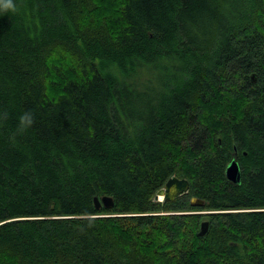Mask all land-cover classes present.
Returning <instances> with one entry per match:
<instances>
[{
	"label": "trees",
	"instance_id": "obj_1",
	"mask_svg": "<svg viewBox=\"0 0 264 264\" xmlns=\"http://www.w3.org/2000/svg\"><path fill=\"white\" fill-rule=\"evenodd\" d=\"M14 3L0 264H264V0ZM171 176L188 191L155 200Z\"/></svg>",
	"mask_w": 264,
	"mask_h": 264
},
{
	"label": "water",
	"instance_id": "obj_2",
	"mask_svg": "<svg viewBox=\"0 0 264 264\" xmlns=\"http://www.w3.org/2000/svg\"><path fill=\"white\" fill-rule=\"evenodd\" d=\"M225 175L226 178L234 183V184H239L241 180V168L235 159L233 157L230 159L228 162L226 168H225ZM189 189V182L186 178H179L177 176H171L169 177L161 186L156 193L154 194V199L158 201H173L175 200L178 196L186 193ZM94 204L96 208H112L114 205V199L111 195L104 194L100 197L94 196L93 198ZM190 203L192 206H202L204 204L203 199L199 198H191ZM208 229V222L202 221L200 224L199 236H204L207 232Z\"/></svg>",
	"mask_w": 264,
	"mask_h": 264
},
{
	"label": "clouds",
	"instance_id": "obj_3",
	"mask_svg": "<svg viewBox=\"0 0 264 264\" xmlns=\"http://www.w3.org/2000/svg\"><path fill=\"white\" fill-rule=\"evenodd\" d=\"M16 12L17 5L14 3V0H0V12ZM4 118H7V113L4 114ZM34 123V116L32 111L28 110L25 111L19 117V125H18V132H24L28 128H30Z\"/></svg>",
	"mask_w": 264,
	"mask_h": 264
},
{
	"label": "rangeland",
	"instance_id": "obj_4",
	"mask_svg": "<svg viewBox=\"0 0 264 264\" xmlns=\"http://www.w3.org/2000/svg\"><path fill=\"white\" fill-rule=\"evenodd\" d=\"M191 198H196V197H195V196H190L189 199H191ZM204 221H205V220H204Z\"/></svg>",
	"mask_w": 264,
	"mask_h": 264
}]
</instances>
